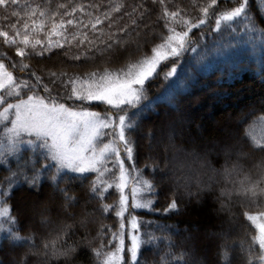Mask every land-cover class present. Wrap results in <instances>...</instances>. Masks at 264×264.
Returning a JSON list of instances; mask_svg holds the SVG:
<instances>
[{
	"label": "snow or ice",
	"instance_id": "obj_1",
	"mask_svg": "<svg viewBox=\"0 0 264 264\" xmlns=\"http://www.w3.org/2000/svg\"><path fill=\"white\" fill-rule=\"evenodd\" d=\"M257 8H264V0H257ZM0 14L9 21L0 25V44L19 57L0 52V166L7 173L0 182V218L10 225L0 227V251L8 246V259L0 255V264H30L29 257L38 258L35 264L60 258L68 264L81 248L93 253L96 264H143V246L162 239L167 247L162 264H204L191 235L177 245L171 235L179 231L175 225H157L163 237L141 233L152 222H141L132 210L179 215L193 198L202 203L216 177L230 185L221 187L217 211L227 213L231 225L234 209H240L258 233L245 232L238 241L230 229L213 233L218 256L224 264H234L238 253L243 264H264V116L249 124L247 138L239 129L230 133L232 142L224 148L230 162L222 169L176 143L178 127L185 123L181 97L198 83V66L206 59L200 53L208 50L209 39L213 53L226 55L251 43L255 33L264 37L250 0H0ZM241 27L249 39L233 43ZM186 53L196 54L190 58L193 67L177 76ZM57 58L63 59L55 70H38L32 63ZM161 75L176 77L159 99L181 117L159 136H143L149 162L141 168L134 135L145 112L156 110L155 102H143ZM245 116L240 124L247 123ZM157 147L163 155L151 154ZM241 160H252V169L245 172ZM204 169L211 171L207 181ZM160 174L162 181H173L162 205L163 184L155 182ZM43 184L51 190L49 201L32 199L13 211L17 193L35 197ZM76 184L82 196L68 186ZM110 192L116 197L112 203ZM57 198L64 216L53 221L49 205ZM77 207L81 211H74ZM252 208L258 214H251ZM109 214L117 218L115 230L104 223ZM21 216L38 218L41 230L26 231ZM76 235L80 239L69 244Z\"/></svg>",
	"mask_w": 264,
	"mask_h": 264
},
{
	"label": "trees",
	"instance_id": "obj_2",
	"mask_svg": "<svg viewBox=\"0 0 264 264\" xmlns=\"http://www.w3.org/2000/svg\"><path fill=\"white\" fill-rule=\"evenodd\" d=\"M183 2H187V0H183ZM250 3L252 4L254 14L260 19L261 24L264 25V8H257V0H250ZM12 19L15 18L13 17ZM7 23L9 21L0 18V25ZM238 31L241 35L235 37L233 43L236 40L249 39L247 35H243V27L239 28ZM251 39V43L243 44L239 49L230 50L226 55L213 53L211 51L212 42L209 39L208 50L200 53L201 56L206 55V59L202 60L198 66V83L191 89L190 93L181 97L183 101L181 109L185 123L178 127V135L181 137V140L176 138V143L188 151L195 149L201 155H206L211 167L215 169H222L230 162L224 152L225 146L232 142L230 133L239 129L241 135L247 138L249 124L256 120L257 117L264 116V63H262L264 62V37H261L259 33H255ZM0 40H2V37H0ZM253 44L255 45L254 48ZM0 52L19 59V57L15 56L14 49H9L2 44H0ZM195 56V53L185 54V61L177 69V76L181 75L184 68L193 67L190 58ZM61 59L63 58L48 61L43 65H38L35 60L32 63L38 70L40 68H43L45 71L48 68L55 70L59 66ZM237 64H240L241 67L237 68ZM64 66L67 67V63ZM68 70L83 71L84 69L69 68ZM174 79L176 77L165 80L161 75L148 89L147 100L143 102L145 105L149 102H155L156 110H148L145 112L142 117V128L134 135V139L139 145V166L141 168H144V164L149 162L146 160V156L149 154V142L143 139V136L148 132L159 136L161 129L167 123L178 121L181 117L180 113L175 112L164 101L159 99L166 94L171 81ZM198 108H201L202 111L204 110L203 114L199 112ZM242 114H246L245 118L247 119V123H239ZM211 119L212 121H210ZM188 123H192V125L185 127V124ZM151 154L163 155L159 147ZM179 155L181 161H185L183 154L181 153ZM232 159H235V157L233 156ZM186 162L191 163L188 159ZM240 163L245 172L252 169V160H241ZM192 167L197 168L198 165H192ZM144 170L146 174L149 172L148 169ZM203 171L206 173L203 179L207 181L209 176H211V171L210 169H204ZM177 174L181 175L182 173L178 172ZM162 175H157L155 179L156 183L163 184L161 192L164 194L158 197V203L161 205L166 202L167 190L173 183L171 179L162 181ZM146 178L151 179L152 177L147 175ZM2 180L3 176L0 171V182ZM212 184L213 191L202 195V203H196L195 198H193L192 202L179 215L169 216L168 214L162 215L160 211L151 212L133 209L132 214L139 217L141 222H152L150 228L147 226L142 227L141 233L144 231H153L156 236L163 237L166 233L157 230V225H175L179 231L172 230L171 235L177 245L181 244V241L184 240L186 237L185 234L191 235L193 238L191 244L194 245V252L198 259L202 260L204 264H224L223 260L218 256L216 239L208 241L206 239L207 232L216 233L222 229H230L233 240L237 241L244 236L245 232H247L249 237L257 235L258 233L256 232L255 225L248 222L246 217L240 215L241 210L238 208L234 209L236 215L231 217L236 222L231 225L226 222L229 219L227 213L217 211L220 208V200L218 197L221 187H230V185H227L219 177L213 179ZM68 186L73 187L78 196L83 195L78 184ZM50 191L48 185L43 184L41 185V191L35 197L30 196L27 191L19 192L11 202L10 207L15 211L17 207H23L30 199L47 202L50 200ZM110 195L111 199L108 202L112 203L116 197L111 192ZM49 206L53 221L64 216L60 208L59 198L55 202L50 203ZM89 207H95V205H89ZM74 211L79 212L81 209L77 207ZM249 211L251 214H258L256 208H252ZM20 220L21 226L25 227L26 231L29 227L37 231L41 230L38 218L29 221L21 216ZM104 223L111 225L114 230L118 226V221L114 214H109V218L105 219ZM9 226L6 217L0 218V227L8 228ZM73 231L77 230L74 229ZM130 235L131 227L126 229V245L130 241ZM73 239L79 240L80 236H74L68 240V243L71 244ZM105 240H107V237H105ZM184 247H188V245L185 244ZM7 251V245L4 246V251H0V255H3L5 260L8 259V256L5 254ZM14 251L19 254L22 250L15 249ZM166 251L167 247L163 239L156 244L144 245L141 250V260L143 264H162L161 258ZM37 259L29 257L30 264H35ZM49 264H65V260L63 258L52 259ZM68 264H96V262L91 251L81 248L75 258L70 260ZM234 264H243L239 253L234 258Z\"/></svg>",
	"mask_w": 264,
	"mask_h": 264
},
{
	"label": "rangeland",
	"instance_id": "obj_3",
	"mask_svg": "<svg viewBox=\"0 0 264 264\" xmlns=\"http://www.w3.org/2000/svg\"><path fill=\"white\" fill-rule=\"evenodd\" d=\"M198 110H199V112H201V114H203V111H204V110L202 111L201 108H198ZM210 121H212V119H211ZM214 124H216V123H214ZM190 125H192V123L185 124V127H188V126H190ZM177 139H178V140H181V137H180L179 135H177ZM183 159L185 160L184 157H183ZM188 160L191 161V158H188ZM194 166H196V165H194ZM0 171L2 172V176H3V177L7 174L3 166H0ZM31 200H32V199H30L29 201H31ZM29 201H28V202H29ZM36 219H37V218H36ZM129 227H130V226H128L127 228H129ZM212 234H213V233H209V232H207V237H206V239H207L208 241L216 239ZM185 235L188 236V234H185ZM130 236H131V235H130Z\"/></svg>",
	"mask_w": 264,
	"mask_h": 264
}]
</instances>
